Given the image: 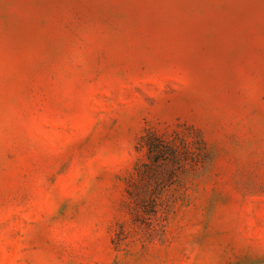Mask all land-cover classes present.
<instances>
[{
  "label": "rangeland",
  "instance_id": "obj_1",
  "mask_svg": "<svg viewBox=\"0 0 264 264\" xmlns=\"http://www.w3.org/2000/svg\"><path fill=\"white\" fill-rule=\"evenodd\" d=\"M0 264H264V0H0Z\"/></svg>",
  "mask_w": 264,
  "mask_h": 264
}]
</instances>
